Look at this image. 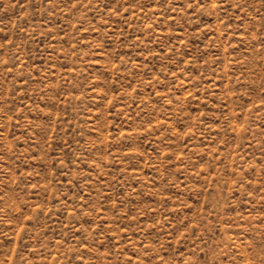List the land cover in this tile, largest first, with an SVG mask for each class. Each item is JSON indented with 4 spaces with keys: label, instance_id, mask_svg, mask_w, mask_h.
<instances>
[{
    "label": "rangeland",
    "instance_id": "rangeland-1",
    "mask_svg": "<svg viewBox=\"0 0 264 264\" xmlns=\"http://www.w3.org/2000/svg\"><path fill=\"white\" fill-rule=\"evenodd\" d=\"M0 264H264V0H0Z\"/></svg>",
    "mask_w": 264,
    "mask_h": 264
}]
</instances>
